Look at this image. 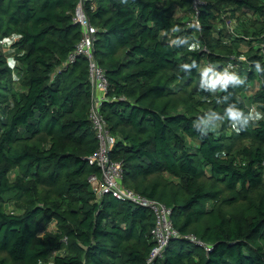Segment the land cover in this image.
<instances>
[{
  "label": "trees",
  "instance_id": "16d2710c",
  "mask_svg": "<svg viewBox=\"0 0 264 264\" xmlns=\"http://www.w3.org/2000/svg\"><path fill=\"white\" fill-rule=\"evenodd\" d=\"M80 1L0 0V264H147L156 245L148 208L89 181L101 174L89 59L68 60ZM84 9L109 80L111 159L179 232L157 264H264V0ZM224 73L243 83L212 87Z\"/></svg>",
  "mask_w": 264,
  "mask_h": 264
},
{
  "label": "built area",
  "instance_id": "2783aa9c",
  "mask_svg": "<svg viewBox=\"0 0 264 264\" xmlns=\"http://www.w3.org/2000/svg\"><path fill=\"white\" fill-rule=\"evenodd\" d=\"M84 1H80L75 13L76 22L82 26L83 37L69 55L68 60L69 63H73L80 56H86L89 59V80L92 88L90 119L99 143L98 149L89 157V163L97 166L101 171L100 175H91L89 181L99 196L110 195L120 201L127 200L135 205L148 208L154 214L155 225L152 234L156 245L152 249L147 264H157L159 259L163 258L169 242L176 238L179 232L174 227L171 208L158 200L125 187L122 183V164L111 159L110 152L117 142V138L111 133L108 122L102 113V102L109 90V80L105 70L93 55L98 29L91 24L84 9ZM196 1L198 2V0ZM188 238L204 245L207 250L210 249L196 236L190 235Z\"/></svg>",
  "mask_w": 264,
  "mask_h": 264
},
{
  "label": "clouds",
  "instance_id": "9594fccd",
  "mask_svg": "<svg viewBox=\"0 0 264 264\" xmlns=\"http://www.w3.org/2000/svg\"><path fill=\"white\" fill-rule=\"evenodd\" d=\"M195 27L198 28L199 25L197 24V25H195ZM182 42H184V41H182ZM192 47L194 48L195 45L193 44ZM184 67L187 68V67H189V65L185 64ZM256 68H257L258 72L261 70L259 63L256 65ZM207 71H208L207 69H205V71H204V76L205 77H207ZM229 81H235L237 83H243V81L239 80V78L235 74L224 73V74H221L219 76H214V78H212L210 80V84H211L212 87H215L217 84H221L222 86L227 87ZM227 115L232 120L237 121V120H239L241 118L242 113L239 110L235 109V108H229L227 110ZM261 116H264V113H261V112L257 111L255 113V117L254 118L255 119H259V118H261ZM249 118H252V117L250 116ZM245 123H247V119H245Z\"/></svg>",
  "mask_w": 264,
  "mask_h": 264
},
{
  "label": "crops",
  "instance_id": "0c3cea01",
  "mask_svg": "<svg viewBox=\"0 0 264 264\" xmlns=\"http://www.w3.org/2000/svg\"><path fill=\"white\" fill-rule=\"evenodd\" d=\"M100 94H102V93H100Z\"/></svg>",
  "mask_w": 264,
  "mask_h": 264
},
{
  "label": "rangeland",
  "instance_id": "374dc122",
  "mask_svg": "<svg viewBox=\"0 0 264 264\" xmlns=\"http://www.w3.org/2000/svg\"><path fill=\"white\" fill-rule=\"evenodd\" d=\"M243 49H245V48H243Z\"/></svg>",
  "mask_w": 264,
  "mask_h": 264
}]
</instances>
